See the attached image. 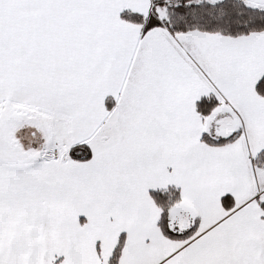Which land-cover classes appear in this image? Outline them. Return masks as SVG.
<instances>
[{
	"label": "snow or ice",
	"instance_id": "6c2138e0",
	"mask_svg": "<svg viewBox=\"0 0 264 264\" xmlns=\"http://www.w3.org/2000/svg\"><path fill=\"white\" fill-rule=\"evenodd\" d=\"M0 264H264V0H0Z\"/></svg>",
	"mask_w": 264,
	"mask_h": 264
}]
</instances>
